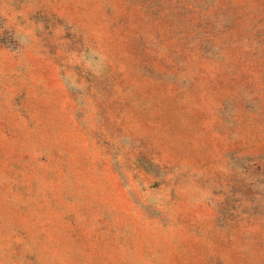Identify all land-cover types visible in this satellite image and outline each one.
<instances>
[{
	"label": "rangeland",
	"instance_id": "obj_1",
	"mask_svg": "<svg viewBox=\"0 0 264 264\" xmlns=\"http://www.w3.org/2000/svg\"><path fill=\"white\" fill-rule=\"evenodd\" d=\"M0 264H264V0H0Z\"/></svg>",
	"mask_w": 264,
	"mask_h": 264
}]
</instances>
